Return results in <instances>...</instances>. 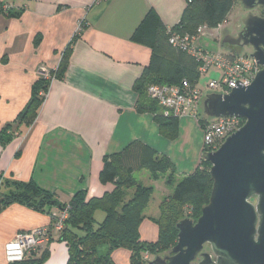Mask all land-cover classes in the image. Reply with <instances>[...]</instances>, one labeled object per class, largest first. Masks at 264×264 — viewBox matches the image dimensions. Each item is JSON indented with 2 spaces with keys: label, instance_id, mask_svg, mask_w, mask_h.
I'll use <instances>...</instances> for the list:
<instances>
[{
  "label": "crops",
  "instance_id": "obj_1",
  "mask_svg": "<svg viewBox=\"0 0 264 264\" xmlns=\"http://www.w3.org/2000/svg\"><path fill=\"white\" fill-rule=\"evenodd\" d=\"M186 7V0H0V194L11 192L15 182L33 181L60 203L79 192L101 198L114 189L100 179L105 157L136 141L170 158L176 183L200 168L204 141L198 120L181 118L171 140L152 114L137 111V82L152 51L131 37L150 11L170 29ZM227 22L206 31L218 36ZM42 68L53 73L44 99L34 120L20 121L44 77ZM169 175L154 181L146 170L134 174L154 189L140 225L143 241L158 240L159 227L150 218L160 217L161 204L173 192ZM51 214L61 210L53 206L41 212L20 203L1 208L0 264H8L9 242L48 227ZM58 237L54 231L53 240L38 248L36 257L48 251L43 264H67L68 248ZM130 256L118 249L111 258L114 264H130Z\"/></svg>",
  "mask_w": 264,
  "mask_h": 264
},
{
  "label": "trees",
  "instance_id": "obj_2",
  "mask_svg": "<svg viewBox=\"0 0 264 264\" xmlns=\"http://www.w3.org/2000/svg\"><path fill=\"white\" fill-rule=\"evenodd\" d=\"M236 3L239 0H191L187 3L179 24L170 29L150 11L134 31L131 40L148 46L152 51L150 63L137 82L136 90L140 96L137 111L152 114L164 137L171 140L177 137L179 119L163 115L161 106L148 96V87L180 85L183 81L195 86L201 82L202 66V61L170 43L169 31L183 37H196L201 27L216 29L228 20ZM228 55L235 58L238 53L233 54L230 50ZM63 65L64 61L60 68ZM49 80L43 77L36 83L32 98L19 117L20 121L30 123L34 120ZM207 119L201 112L199 122L202 127ZM210 168L211 164L202 159L200 168L176 183V168L170 158L136 141L123 151L105 157L100 179L105 185L113 184L114 189L103 197L88 199L86 192H79L69 203H60L56 194L40 189L33 181L15 182L11 192L0 194V209L20 203L41 212L44 208L53 206L58 207L61 212L67 210V218L61 230L55 229L57 221L52 214L51 224L48 226V242L53 240L54 231H57L59 241L66 243L67 264H114L111 255L118 249L130 251V264H149L151 259H145V255L156 258L170 251L178 241L176 224L185 218H199L202 208L209 203L213 188ZM143 170L148 171L154 181L169 173L167 184L175 185L172 194L160 206V217L150 218L159 227V237L155 242L143 241L140 235V225L146 219L145 210L154 190L136 180L134 174ZM99 210L105 213V218L98 224L95 214ZM37 250L23 261L8 264H43L48 251L45 250L41 257H36Z\"/></svg>",
  "mask_w": 264,
  "mask_h": 264
},
{
  "label": "water",
  "instance_id": "obj_3",
  "mask_svg": "<svg viewBox=\"0 0 264 264\" xmlns=\"http://www.w3.org/2000/svg\"><path fill=\"white\" fill-rule=\"evenodd\" d=\"M239 2L248 11L243 27L222 45L252 48L262 69L247 87L237 80L228 94H206L202 112L245 124L217 150L203 153L213 180L209 203L197 221L176 224L177 244L149 264H264V17L252 13L259 7L264 12V0Z\"/></svg>",
  "mask_w": 264,
  "mask_h": 264
},
{
  "label": "built area",
  "instance_id": "obj_4",
  "mask_svg": "<svg viewBox=\"0 0 264 264\" xmlns=\"http://www.w3.org/2000/svg\"><path fill=\"white\" fill-rule=\"evenodd\" d=\"M99 1V0H98ZM187 3L191 0H186ZM83 24H80V28ZM206 27L198 30V36L204 34ZM170 43L177 49L185 51L198 60L202 61L200 68L201 80L214 70L219 74V80L211 79L203 86L198 83L191 86L188 81L180 85H152L148 87L147 94L151 100L157 102L162 108L163 115L175 117L179 120L184 117H192L199 121L203 99L209 93L228 94L236 86L237 80L244 87L251 85L262 67L250 55H242L241 52L235 58L225 54H211L195 45L196 37L180 36L171 31ZM41 72L45 78L49 77V71L42 68ZM245 124L241 118H208L202 128L204 146L211 151L217 150L225 140L238 131ZM1 184V182H0ZM55 224L56 230H61L63 222L67 218V210L59 215ZM50 238L49 227L37 228L29 232H22L14 240L5 246V256L8 263L23 261L29 254L46 244ZM148 254L145 259L148 260Z\"/></svg>",
  "mask_w": 264,
  "mask_h": 264
},
{
  "label": "rangeland",
  "instance_id": "obj_5",
  "mask_svg": "<svg viewBox=\"0 0 264 264\" xmlns=\"http://www.w3.org/2000/svg\"><path fill=\"white\" fill-rule=\"evenodd\" d=\"M252 13L255 15H258V16H261V14H262V12L259 8L256 10H253ZM247 14H248V11H246L239 2L236 5V7H234V10L230 14V16L228 18V22L226 23V25L224 27L219 28L218 36H215L216 35L215 31H205L204 34L197 37V41H196L195 45L197 47L201 48L202 50L209 52L211 54L220 53V54L228 55L230 50H231L233 54L234 53L240 54V52H241L242 55H250L252 53V48H250V47H243L242 50L240 47L229 46L226 44H225V48L221 47V42L226 35L235 34L242 28V20H243V18H245V16ZM210 34H213L214 36L210 35ZM211 79L216 80V81L219 80V74H217L214 70H212L209 73V75L202 78L201 84L203 86H205L206 84H208L210 82ZM201 112H202V108H201ZM200 125H201V123H200ZM207 151L210 152V148L207 146H204V152H207ZM253 202L255 203L256 200L254 199ZM200 216H201V214H200ZM104 218H105V213L103 211L99 210L96 212L95 219H96L98 224L101 223L104 220ZM192 219L194 221H197L199 218L192 217ZM56 221H57V218H56ZM168 252H170V251L164 252L162 254L160 253V254H161V256H164ZM205 252H210L209 246L206 247ZM153 259H154V257L152 256L151 260H153ZM148 260H149V256H148ZM151 260H149V262Z\"/></svg>",
  "mask_w": 264,
  "mask_h": 264
},
{
  "label": "flooded vegetation",
  "instance_id": "obj_6",
  "mask_svg": "<svg viewBox=\"0 0 264 264\" xmlns=\"http://www.w3.org/2000/svg\"><path fill=\"white\" fill-rule=\"evenodd\" d=\"M257 9H258V8H257ZM259 9L261 10L262 13H264V12H263V8L259 7ZM255 10H256V9H255ZM261 17H264V16L261 14ZM242 27H243V25H242ZM241 29H242V28H241ZM241 29H240V30H241ZM240 30H239V31H240ZM239 31H238V32H239ZM235 34H236V33H235ZM225 37H226V36H225ZM226 45H227V44H226ZM240 48H241V47H240ZM241 50H242V48H241Z\"/></svg>",
  "mask_w": 264,
  "mask_h": 264
}]
</instances>
